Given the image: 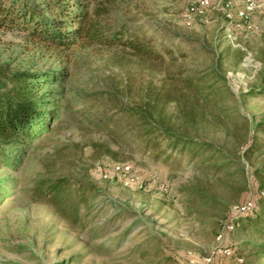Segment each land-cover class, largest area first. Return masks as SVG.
<instances>
[{"label": "rangeland", "instance_id": "1", "mask_svg": "<svg viewBox=\"0 0 264 264\" xmlns=\"http://www.w3.org/2000/svg\"><path fill=\"white\" fill-rule=\"evenodd\" d=\"M189 1L121 0L113 13L144 27L161 60L95 44L60 53L18 30H0V71L69 74L65 84L44 88L57 107L54 126L22 145L16 166H0V264H185L222 244L243 254L251 229L223 243L218 235L252 210L264 186V7L254 17L257 29L247 31L230 26L218 7L209 22L188 25ZM215 61L224 79L204 81L225 96L227 84L238 101L208 103L185 86L186 77L211 73ZM149 104L166 123L239 154V168L218 174L204 158L165 152L129 129L89 120L116 114L119 105ZM116 164L132 165L130 186L101 174L100 167L111 175ZM59 176L93 186L87 218H67L35 194L39 179Z\"/></svg>", "mask_w": 264, "mask_h": 264}, {"label": "trees", "instance_id": "2", "mask_svg": "<svg viewBox=\"0 0 264 264\" xmlns=\"http://www.w3.org/2000/svg\"><path fill=\"white\" fill-rule=\"evenodd\" d=\"M120 3L121 0H0V30H18L38 45L60 53L79 44H95L129 48L145 60L163 59V55L151 46L152 41L145 35L144 27L131 25L114 16ZM68 76L64 69L0 71V166H16L23 154L22 145L51 130L57 107L47 98L44 88L49 84H65ZM212 78L215 84L224 79L216 61L211 73L204 77L190 75L184 79V84L208 103L215 102L216 98L236 99L227 84L224 86L228 96L219 87L207 85L204 80ZM120 105L116 114L106 112L89 120L108 130L113 127L129 129L148 145L164 147L165 152L204 158L203 161L210 163L218 174L239 168V154L237 157L211 140L166 123L162 115H157L155 105ZM259 125H264V121ZM251 147L256 151L260 146L254 141ZM110 177L120 178L114 172ZM263 188L259 190L258 202L254 201L252 210L236 220L235 231L240 230L245 235L251 229L245 241L244 255L234 248L235 256L243 258L240 264H264ZM35 194L74 221L89 216L87 210L95 196L92 185L69 176L39 179ZM235 264L239 263L235 261Z\"/></svg>", "mask_w": 264, "mask_h": 264}, {"label": "built area", "instance_id": "3", "mask_svg": "<svg viewBox=\"0 0 264 264\" xmlns=\"http://www.w3.org/2000/svg\"><path fill=\"white\" fill-rule=\"evenodd\" d=\"M212 7H218L225 21L232 27L237 29H245L247 31H254L257 29L254 17L258 13H262L264 7V0H190L186 11L184 13V21L191 25L196 21L209 22V10ZM100 172L104 178H109L110 172L106 167H100ZM112 172L116 173L120 179L123 178V183L130 186L133 182L134 172L130 164H116L112 168ZM166 190V189H165ZM248 207H243L239 213L245 214ZM237 223L231 221L225 223L221 233L218 235V240L223 243L230 233L236 230ZM222 258L231 259L237 263H242L243 258L235 256L234 249L222 244L216 250L213 256L197 261L189 259L185 264H225Z\"/></svg>", "mask_w": 264, "mask_h": 264}, {"label": "crops", "instance_id": "4", "mask_svg": "<svg viewBox=\"0 0 264 264\" xmlns=\"http://www.w3.org/2000/svg\"><path fill=\"white\" fill-rule=\"evenodd\" d=\"M226 240H229V237H228V236L226 237ZM221 260H222L223 263H224V262H227V259L222 258ZM225 264H226V263H225Z\"/></svg>", "mask_w": 264, "mask_h": 264}]
</instances>
